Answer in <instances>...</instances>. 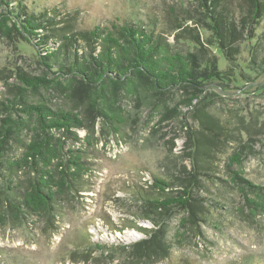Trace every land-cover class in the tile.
Listing matches in <instances>:
<instances>
[{
	"label": "rangeland",
	"instance_id": "1",
	"mask_svg": "<svg viewBox=\"0 0 264 264\" xmlns=\"http://www.w3.org/2000/svg\"><path fill=\"white\" fill-rule=\"evenodd\" d=\"M17 3L27 13L55 16L56 31L111 21L147 23L157 15L177 50L201 48L216 55L219 76L204 84L189 108L180 105L183 92L167 95L158 109L150 110L134 98L121 97V122L110 127L87 109L84 98H69L83 126L56 136L65 149L78 151L89 171L78 191L61 192L50 214H19L0 194V264H264V211L251 209L247 199H258L244 182L264 189V12L242 28L241 15L234 11L237 54L230 60L196 0L9 2ZM187 27L195 29L198 40L175 41V33ZM37 60L33 41L15 32L0 33V125L9 113L23 119L27 102L63 106L64 98L53 88L19 97L18 72L52 76ZM32 129L21 127L7 141L6 158L22 155ZM234 152L242 156L240 166L228 160ZM232 170L244 181L233 182ZM27 171L23 167L11 177L0 172V187L25 189ZM191 175L194 215L175 206L154 210L134 197L136 189L152 187L154 176L178 183ZM176 185L170 192L176 194L181 188ZM156 219L161 227L153 226ZM140 227L156 232L147 235ZM143 239L147 246L138 244Z\"/></svg>",
	"mask_w": 264,
	"mask_h": 264
},
{
	"label": "trees",
	"instance_id": "2",
	"mask_svg": "<svg viewBox=\"0 0 264 264\" xmlns=\"http://www.w3.org/2000/svg\"><path fill=\"white\" fill-rule=\"evenodd\" d=\"M196 1L205 11V24L212 31L218 47L232 60L237 54L234 47L237 35L234 11L238 10L241 15V27H247L263 16L264 0H237L235 5L231 0ZM9 2L11 0H0L3 7L0 33L8 36L15 32L25 40L33 41L38 52V64L52 75L35 76L18 72L17 77L22 83L17 86L19 97L24 93L53 88L64 98L63 106L54 108L44 102H27L21 109L25 115L23 119L19 120L9 113L0 125V172L9 176L15 175L23 167L28 168L25 189L7 186L4 191L0 187L1 197L9 201L19 214H50L61 192L77 190L89 171L78 151L65 149L61 139L56 136L57 133H72L83 126L80 113L68 105L69 98L74 95L84 98L87 109L110 127L121 122L118 104L121 97L134 98L150 110L158 109L167 95L183 92L180 105L189 108L192 101L198 99L204 84L219 76L216 55L201 48L177 50L173 46L175 44L170 43L164 35L165 31L161 28L163 21L161 23L157 15L149 16L147 23L138 20L122 23L111 21L90 29L68 27L64 31L62 26L61 30L56 31L55 16L47 15L48 11L27 13L22 4L10 5ZM60 21L63 22V19ZM43 30L50 34L41 33ZM194 32V28L187 27L175 33L173 38L175 41L187 37L198 40ZM27 125L34 126V135L23 143L25 149L22 155L17 159L6 158L7 141L14 139L19 129ZM228 160L240 166L242 156L234 152ZM231 173L233 182L243 180L238 170ZM187 179L175 183L154 176L150 184L152 187L136 189L134 197L154 210L162 208L167 211L175 206L182 212L189 209L194 215L189 191L195 179L193 175ZM244 182L254 189L253 194L258 199H247L251 209L264 211V192L260 191L264 189L250 181ZM174 185L181 186L176 189V194L170 192ZM156 214L160 212L155 211ZM135 218L142 219L139 215ZM151 221L153 226L161 227L157 219ZM140 228L147 235L156 232L154 228ZM138 244L147 246V239Z\"/></svg>",
	"mask_w": 264,
	"mask_h": 264
}]
</instances>
